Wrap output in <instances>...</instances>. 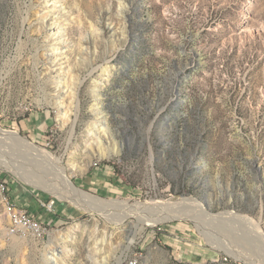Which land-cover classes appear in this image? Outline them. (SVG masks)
Masks as SVG:
<instances>
[{
	"label": "rangeland",
	"instance_id": "rangeland-1",
	"mask_svg": "<svg viewBox=\"0 0 264 264\" xmlns=\"http://www.w3.org/2000/svg\"><path fill=\"white\" fill-rule=\"evenodd\" d=\"M55 4L64 12L57 60L71 69L59 90L52 28L40 24L43 7L55 5L0 0V127L51 152L90 195L191 198L211 214L247 216L264 235V0ZM95 120L106 123L108 157L88 146ZM7 145H0V264H264L240 223L198 228L172 219L137 228L117 207L107 219L57 197L53 166ZM2 185L13 202L53 200L48 238L7 234Z\"/></svg>",
	"mask_w": 264,
	"mask_h": 264
},
{
	"label": "bare ground",
	"instance_id": "bare-ground-1",
	"mask_svg": "<svg viewBox=\"0 0 264 264\" xmlns=\"http://www.w3.org/2000/svg\"><path fill=\"white\" fill-rule=\"evenodd\" d=\"M55 1L57 0H50V2H52L53 5H55L53 6L54 8L52 10L50 8L49 10L46 6L43 7L44 11L42 12L43 14L40 18V24L43 27L48 25L52 28L50 31L51 41L48 43V45L50 46L48 51H50L51 53L50 56L53 61V63L50 64L51 66L56 68L54 69L53 76L55 78L57 90H59L61 87L60 83L66 82V79L64 77L65 75H67V77L70 76L69 74L71 69H69L68 65L64 63H59L57 60L59 58L61 49H63L61 42L63 41L62 38L64 35V29H62L60 19L64 15V12H63V8L55 4ZM48 16H50L52 19L51 20L47 19ZM83 43L85 44V48L88 50L89 41L87 37L83 41ZM69 92H71V90L68 91V94ZM57 99H60V95L59 96L57 95L56 100ZM68 111L69 108L65 106V108L62 111H59V116L64 120L67 117ZM90 126L91 129H89L88 132L89 137L87 139V142L90 149L91 150L94 149L92 153L99 155L100 158L110 156L111 149H109L108 145L106 144V142L108 141H106V139L102 136V133L103 132L105 133L106 131L105 121L95 120ZM7 144H13V145L16 144L18 145V147L21 148V151H24L26 154L28 153L29 157H32L35 160H43L51 164V166H53L54 170H56L57 174L59 175L62 184V186L60 183H58V185H54V187L52 188L55 191L51 189L52 192L57 197L67 199L75 203L76 205L80 206L81 208L87 210L89 209L90 211L98 210L97 212L103 214L105 218L111 220L114 218H112L111 214L108 213V209L109 207L112 208L117 207L119 208L121 213H124V220L130 215L134 216L137 219V224H135L137 228L140 227V224L148 223L154 225L159 222H164L172 219L191 220L194 222V224L197 225L198 228H202V225L205 222L215 219L221 220L223 221V223L228 225H237L238 223H240L241 225L239 226L245 228L247 227L246 229L249 231V233H251L253 237L255 236V240L258 242L256 244H259L258 246H260L261 248L260 252H263L262 256L264 258V235L259 231L257 226L250 221V219L247 216L235 214L231 211H223L217 214H211L206 211L203 204L199 203L195 199L186 198V197L153 199L150 201H138L134 203H129L127 201H120V200H105L90 195L85 191H82L81 189L76 187L69 179L65 167L60 163V161L56 157H54V155L51 152H49L48 150L42 147L32 144L28 139L20 136L18 132L14 130H6L0 127V145L3 148L5 146L8 147ZM10 164L14 165L15 163L9 162L8 165ZM253 221L256 222L255 220ZM237 229H239V227ZM218 246L226 249L229 252L232 251L226 245L219 244ZM247 257L248 256H245V258ZM52 258L54 260H57L58 256L53 253Z\"/></svg>",
	"mask_w": 264,
	"mask_h": 264
},
{
	"label": "built area",
	"instance_id": "built-area-1",
	"mask_svg": "<svg viewBox=\"0 0 264 264\" xmlns=\"http://www.w3.org/2000/svg\"><path fill=\"white\" fill-rule=\"evenodd\" d=\"M1 193L3 194L2 200L5 203L4 206L7 215V234L19 238H26L28 236L44 237L49 234V229L45 223L41 222L26 208L19 207L10 201L4 185L1 186ZM53 204V200L39 201V207L46 213L53 211ZM223 260L227 261V258L224 257ZM126 264H136V259H130Z\"/></svg>",
	"mask_w": 264,
	"mask_h": 264
},
{
	"label": "crops",
	"instance_id": "crops-1",
	"mask_svg": "<svg viewBox=\"0 0 264 264\" xmlns=\"http://www.w3.org/2000/svg\"><path fill=\"white\" fill-rule=\"evenodd\" d=\"M18 198L17 196L14 197L13 200H15L13 203L19 207H24L26 208L28 211H30L36 218H38L41 222L43 223H47L48 224V221H50L51 219H48L47 222H45V215H46V212L41 209L39 207V204L33 200V199H26L24 202L23 201H18L19 199H16ZM23 203V204H22ZM48 238V236H44V237H33V238H36V239H45V238Z\"/></svg>",
	"mask_w": 264,
	"mask_h": 264
}]
</instances>
